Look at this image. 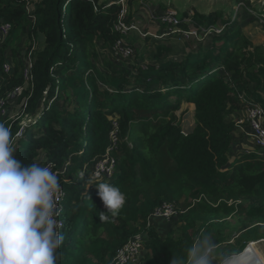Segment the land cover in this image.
I'll use <instances>...</instances> for the list:
<instances>
[{
	"label": "trees",
	"instance_id": "trees-1",
	"mask_svg": "<svg viewBox=\"0 0 264 264\" xmlns=\"http://www.w3.org/2000/svg\"><path fill=\"white\" fill-rule=\"evenodd\" d=\"M120 1L0 0V22L11 24L0 51V95L22 88L21 114L0 121L12 124L13 137L26 116L34 119L16 140L15 156L25 164L51 161L62 171L65 239L57 264H113L118 250L139 234L145 264H172L174 258L186 264L187 249L202 233L216 241V254L242 252L264 239V147L231 156L238 126L229 116L252 104L264 108V44H254L244 31L261 9L236 0L230 17L223 10L193 16L186 10L180 27L201 37L180 49L173 41L179 34L163 40L116 31ZM124 1L132 22L140 0ZM210 28L221 31L202 32ZM25 35L32 40L30 83L23 63L10 73L3 68L5 49L16 53ZM133 37L156 44L152 63L142 65L145 48L134 61L105 58L100 64L101 51ZM175 51L184 55L172 57ZM187 113L192 123L185 122ZM114 121L115 170L88 181L95 159L112 144ZM98 183L126 194L116 214L104 208ZM165 202L179 213L163 235L150 216Z\"/></svg>",
	"mask_w": 264,
	"mask_h": 264
},
{
	"label": "clouds",
	"instance_id": "clouds-1",
	"mask_svg": "<svg viewBox=\"0 0 264 264\" xmlns=\"http://www.w3.org/2000/svg\"><path fill=\"white\" fill-rule=\"evenodd\" d=\"M11 137V128L0 121V264H57L65 239L58 219L60 179L50 164L18 159ZM95 186L108 213L114 215L124 206L126 194L119 187ZM106 216L102 213L101 219ZM216 251V241L202 233L187 249L186 264H214ZM244 256L222 254L219 264H246ZM172 264H178L175 258Z\"/></svg>",
	"mask_w": 264,
	"mask_h": 264
},
{
	"label": "built area",
	"instance_id": "built-area-1",
	"mask_svg": "<svg viewBox=\"0 0 264 264\" xmlns=\"http://www.w3.org/2000/svg\"><path fill=\"white\" fill-rule=\"evenodd\" d=\"M123 5L121 13L119 15L118 21L115 23V30L121 32L123 35H128L131 31L136 30L142 36L152 35L156 38H163L165 36H172L175 34H185V35H194L196 37L200 36V33L197 30H185L180 27L181 18L177 11L168 10L163 15H161L160 23L165 26V30L162 34H155L152 32H143L141 29L132 21L128 22L129 16V8L124 0L120 1ZM215 30L216 32H220L221 30H216L210 28L208 31L203 29V33L207 34ZM11 31V24L7 22H0V46H2L9 33ZM112 50L120 57L129 58L133 55L134 49L131 46L125 44L124 40H119L112 48ZM33 66L32 54L30 56L29 65L26 66L25 69V79L27 83L33 81V76L31 73V69ZM3 68L5 72H12V67L7 62H4ZM1 80V75H0ZM22 88H17L15 91L3 97L0 95V117L5 119L6 121H10L11 119H15L17 117H9V100L18 92H21ZM27 104L23 105L22 112L25 111ZM21 114V113H19ZM18 114V115H19ZM30 119V120H29ZM31 117L26 116L21 122V128L16 132V134L11 138L13 145L15 144L18 138L23 137L25 128L27 126V121H31ZM34 122V121H33ZM238 128L241 130L256 144V146L264 147V108L259 104H252L246 109V114L243 118L239 119L235 122ZM114 129L111 131V140L112 144L107 148L105 154L97 157L92 165L91 177L93 180H103L106 177H110L116 167V158L113 155V151L118 148V133H119V125L117 121L113 122ZM9 127H12L10 123ZM51 165L52 170L57 173L58 177H60L61 170L55 167V164L51 161H46L42 165ZM62 192L60 195V199L58 202V209L60 210L61 201L65 195L64 188L61 184ZM179 213V209L172 203L165 202L161 206H159L150 216V223L154 219H165L170 220L171 218L177 216ZM60 221V231L63 226V221L58 217ZM145 251V237L142 234L135 236L128 243L122 246L114 259L113 264H133L141 259Z\"/></svg>",
	"mask_w": 264,
	"mask_h": 264
},
{
	"label": "rangeland",
	"instance_id": "rangeland-1",
	"mask_svg": "<svg viewBox=\"0 0 264 264\" xmlns=\"http://www.w3.org/2000/svg\"><path fill=\"white\" fill-rule=\"evenodd\" d=\"M253 0H251L252 2ZM183 4H181L180 1L178 0H173V1H168V0H140L139 3L134 7V9L132 10L131 13H133L134 18H133V22L141 29V31L144 32V30L146 29V32H152L155 34H162L165 30L164 27H162V24L159 22L160 21V16L163 15L166 11L168 10H172V11H177L179 14V17L182 20L183 17V12L188 10L190 15L193 16L196 13H200V14H208L210 12L213 11H217V10H223L225 13L226 17H230L231 13L233 12L232 10L229 9H224L222 8V6L217 5L216 7H204L202 5H199L196 2H193L191 4H189L187 7H183L181 6ZM238 9V6L236 7ZM260 8V7H258ZM261 11H259L258 13H260L259 15V20L256 23H250L249 25H247L244 28V31L246 32V34L251 38V40L253 41L254 44H264V8H260ZM129 14H130V9H129ZM253 14H257V12L253 11ZM185 20L188 22L190 21V19L185 18ZM181 35V36H180ZM171 37L175 36H165V37H161V38H157V39H163V40H168L171 39ZM193 37L195 39L201 37V35L199 37H196L194 35H185V34H179L178 36H176L175 40H173L175 43H177L178 47H180V49H184L183 45L186 43H191L192 45H194L193 43H196L195 40H192ZM40 39V38H39ZM39 39L37 42H39ZM41 41V40H40ZM133 42H129L128 41H124L126 45L133 47L134 49V53L131 57L127 58H123L120 57V55L118 56L112 49L107 50V51H101L100 54V60L101 63L103 64V60L105 58H107L109 61L111 62H115V63H121L122 60H126L128 62L130 61H134L136 60V55L138 56L137 53H141L145 48H149V52L145 53L144 56V62L142 65H146L148 63H152L153 61V57H152V52L150 51V49L153 51L155 49L156 44L153 43L150 46L148 45H144L142 43V41L137 40L135 37H133ZM131 44V45H130ZM4 45V44H3ZM3 45L0 46V51L3 48ZM32 45V40H30L26 35L23 36L21 38V41L19 42V44L17 45V52L14 53V51L12 49L6 48L5 49V56H6V62L11 65L12 67V71L15 69L16 65L18 63H23L25 66L29 65L30 62V56H31V52L30 51V46ZM36 46V44L34 43L33 46ZM35 48V47H34ZM179 49V51H180ZM188 49V48H187ZM189 50V49H188ZM187 50V51H188ZM173 52L172 54H170L172 57H181L184 55V52ZM184 51V50H183ZM135 54V55H134ZM21 92H18L17 94H15L13 97L10 98L9 100V117H17L18 114L21 112V103L19 102V98L21 95ZM183 109L185 110H189V113H191V109H193L192 106L188 105V104H184L183 105ZM246 111V109H245ZM32 119V118H31ZM229 119L231 120L232 118ZM30 120V119H29ZM34 121V119H32L31 121H27V125L29 123H32ZM185 122L186 123H192V116H189L187 113V117L185 118ZM256 148V144L249 138H245L243 137V135L241 133H236V137H235V143L231 149V156H236L238 154L241 153H245L246 151H250V150H254ZM234 219V218H233ZM176 218H171L170 220H163V219H154L152 222L153 225H155L163 235L167 234V232L176 224ZM232 223H235V220H231ZM261 228L264 229V224H261ZM255 242V247L256 249L259 251L260 254H262V256L264 257V239L261 240H257V241H253ZM253 242H250L253 244ZM249 243V244H250ZM250 244L248 246V248L252 245ZM247 248V249H248ZM247 251V250H246ZM245 251V252H246ZM145 253V251H144ZM144 253L141 257L144 256ZM222 254L218 253L214 255V264H219V258ZM133 264H145V262L141 259H139L137 262L133 263Z\"/></svg>",
	"mask_w": 264,
	"mask_h": 264
},
{
	"label": "water",
	"instance_id": "water-1",
	"mask_svg": "<svg viewBox=\"0 0 264 264\" xmlns=\"http://www.w3.org/2000/svg\"><path fill=\"white\" fill-rule=\"evenodd\" d=\"M168 1H173V0H168ZM178 1H180L181 4H183V5H181L183 7H187L189 4L196 2L199 5H202V6L207 7V8L216 7L217 5H220L224 9L231 8L236 2V0H178ZM252 2L254 3V5H256L260 8H262V9L264 8V0H253ZM250 244H248L242 252H245Z\"/></svg>",
	"mask_w": 264,
	"mask_h": 264
},
{
	"label": "bare ground",
	"instance_id": "bare-ground-1",
	"mask_svg": "<svg viewBox=\"0 0 264 264\" xmlns=\"http://www.w3.org/2000/svg\"><path fill=\"white\" fill-rule=\"evenodd\" d=\"M255 245V242H253V244L248 249H246L247 251L244 252L245 256L243 259L245 260L246 264H264V257L259 253Z\"/></svg>",
	"mask_w": 264,
	"mask_h": 264
},
{
	"label": "crops",
	"instance_id": "crops-1",
	"mask_svg": "<svg viewBox=\"0 0 264 264\" xmlns=\"http://www.w3.org/2000/svg\"><path fill=\"white\" fill-rule=\"evenodd\" d=\"M245 114H246V111H245V110L239 111L238 113L231 114V115H230V118H232L231 121L237 122L239 119L243 118V117L245 116ZM238 132L241 133V134L243 135L244 139L248 137V136H247V135L241 130L240 127H239L238 130H237V133H238Z\"/></svg>",
	"mask_w": 264,
	"mask_h": 264
}]
</instances>
